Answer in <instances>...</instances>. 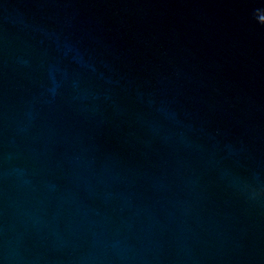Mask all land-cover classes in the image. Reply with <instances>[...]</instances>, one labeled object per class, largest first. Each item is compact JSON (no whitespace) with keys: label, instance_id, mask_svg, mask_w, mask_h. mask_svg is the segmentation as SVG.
<instances>
[{"label":"water","instance_id":"obj_1","mask_svg":"<svg viewBox=\"0 0 264 264\" xmlns=\"http://www.w3.org/2000/svg\"><path fill=\"white\" fill-rule=\"evenodd\" d=\"M264 0H0V264H264Z\"/></svg>","mask_w":264,"mask_h":264},{"label":"clouds","instance_id":"obj_2","mask_svg":"<svg viewBox=\"0 0 264 264\" xmlns=\"http://www.w3.org/2000/svg\"><path fill=\"white\" fill-rule=\"evenodd\" d=\"M257 20L260 24L264 25V13L257 11Z\"/></svg>","mask_w":264,"mask_h":264}]
</instances>
